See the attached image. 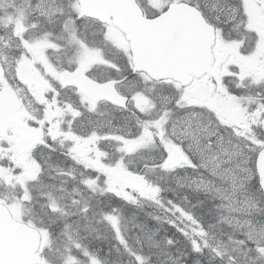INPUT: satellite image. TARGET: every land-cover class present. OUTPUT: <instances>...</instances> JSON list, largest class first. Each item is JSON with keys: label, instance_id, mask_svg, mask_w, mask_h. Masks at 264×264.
I'll list each match as a JSON object with an SVG mask.
<instances>
[{"label": "snow or ice", "instance_id": "6c2138e0", "mask_svg": "<svg viewBox=\"0 0 264 264\" xmlns=\"http://www.w3.org/2000/svg\"><path fill=\"white\" fill-rule=\"evenodd\" d=\"M52 5H56L55 10L59 15L65 17L63 30L68 33V44L83 50L85 55L88 54V49L85 47L87 38L81 34V26L85 23L86 17L82 14L80 9V0H61L59 4L56 0H48L46 6V0H36L33 4L32 0H23V6L17 9L21 18H27L31 14L30 10L38 12L40 15L50 14L52 11ZM2 6V4H0ZM11 6V5H10ZM197 11L204 15V10L199 5H194ZM11 19V18H9ZM32 28L38 27L35 22L31 25ZM15 38L22 45L24 49L31 52L34 48H57L59 46L52 44L48 41L47 35L39 38L36 43H30L19 31L14 33ZM93 36L96 33L92 34ZM27 53L21 52V57H26ZM72 61H70V64ZM15 65H13V68ZM82 65L75 69L80 71ZM67 71V70H65ZM7 78V76H6ZM126 81V83H125ZM121 87L125 89V95L127 100H133L136 95L144 96V90L139 86L140 80L138 74L128 69L121 77ZM264 87V86H262ZM146 104L152 109V112L145 115V111L142 108H136L135 105L130 109L134 112L137 120V132L135 136L131 138L134 141L143 139L145 135L152 137V142L155 149L159 152L160 159L155 161L153 167L166 168L169 162V157L173 152H178L182 155L185 165L191 167L193 170H201L208 172L213 176L214 180H219L224 183L231 178L233 184L236 183L238 177L236 175L237 169L244 173L242 180H240V189L245 197L251 198L256 194L264 196V138L244 137L245 143L241 153L231 152L229 153L224 145L231 144V139L225 141V133L229 132V126L222 123L220 117L211 111H208L199 104L189 103L186 98V89L179 83L175 84L172 88L171 95L168 96H147ZM244 111H247L246 109ZM75 114V113H74ZM253 115L259 117V121L264 123V102H258L257 108ZM197 121L201 125H205L210 134L207 137H190L187 133V128L192 127ZM257 121L254 119L253 124ZM232 134L240 136L241 133L236 129L231 130ZM75 139V137H70ZM194 140L199 146L198 150L193 148ZM241 155L243 157L242 162L245 167L233 168V157ZM212 157L209 160V157ZM259 159L261 164L259 167L256 165V161ZM212 163L211 169L209 164ZM116 168L120 165L117 163ZM109 176V170L100 167V171L96 176L92 178L91 183H95L100 176ZM140 176V173L136 174ZM17 180L20 184H23V177L18 176ZM89 187L88 181H85ZM106 192L111 193L117 198L120 197L119 192H115L111 185L108 184L105 189ZM24 200L30 199V194L25 190ZM90 209L88 207L80 209L85 216ZM104 222L109 223L110 226L116 223L117 218L111 215H103ZM248 231H242L239 233V239L233 241L236 247L233 251L237 252V257L233 258L232 264H246L249 257L253 253H258L259 257H264V220L256 219L249 220ZM46 239L50 237V233L41 232ZM114 236L121 242L123 241L122 234L114 230ZM171 244L172 242L169 241ZM77 250L81 249V246L77 244ZM48 249L51 250V242L48 239ZM199 251V249H195ZM66 253H69L64 261V264H79V262L70 254V247L65 248ZM215 251V249H213ZM83 254L88 257L89 253L85 250ZM41 255L43 253L41 252ZM219 255V253H217ZM243 258V259H241ZM33 264H49L47 260L40 259L33 262ZM90 264H100L99 260L94 257L90 258ZM251 264H255V259L251 260Z\"/></svg>", "mask_w": 264, "mask_h": 264}, {"label": "rangeland", "instance_id": "374dc122", "mask_svg": "<svg viewBox=\"0 0 264 264\" xmlns=\"http://www.w3.org/2000/svg\"><path fill=\"white\" fill-rule=\"evenodd\" d=\"M35 2L36 0H34L33 4H35ZM47 2L48 0H46V6H47ZM56 3L58 4V0H56ZM0 4H2L0 8H1V11L3 12H4V8L9 7L8 12L6 10L5 13H2L0 15V19L4 18L6 19L7 22L10 23L12 21L14 22L16 21L15 17L17 15L21 17L17 9L23 6V0H0ZM222 4L223 2L218 3L217 7H221ZM52 7H56V5H52ZM214 11L218 13L226 12L225 9H223L222 11L220 9H214ZM0 21H3V20H0ZM22 27L23 25L20 26L19 24H16V25H13L7 28H3V29L1 28L2 31H0V85H2L3 82L8 81V80L15 81V78H17L16 73L13 72V65H15L14 59L11 57V53L9 50H11L15 44H19V42L15 38L14 33L19 31L20 34H22L23 32ZM30 36L33 37L34 35H30ZM16 48L20 49L19 46H17ZM189 136L190 137H201L198 133H195V132H190ZM104 139H106L104 141V144H106L108 142V139L106 137ZM125 145H126L125 142H123L122 148H124ZM127 146L123 150L125 152L128 151L129 153L131 149L130 150L128 149L131 148V145H129V147ZM224 147L227 148L229 153L231 152L241 153V152L236 151V149L231 150L227 146H224ZM9 148L14 149L13 146ZM240 156L238 157L237 155L233 157V161H234L233 168H237V164H243L242 162H240L242 161V159H240ZM211 159L212 157L210 156L209 160ZM240 174L241 172L237 169L236 175L238 179L235 184H233L230 177L224 183H221L219 180H214V178H207V179L204 178V183L209 182L208 186L210 187V190L216 193L221 198V201L223 203V208L221 209V211H222L224 218L226 216V218H230L231 220H234V221L239 220L240 218L239 213L248 212L256 208L255 201L251 199H246V198L242 199L240 196V186H238V183L240 181ZM196 182H197L196 185L202 184L203 178L201 181L196 180ZM72 190L73 192H77V193L84 191V189H81L77 186H74ZM57 191H59L60 193V196L57 197V200L62 201L61 199H63L62 203L64 206L67 205V200H70L75 205H78L76 200L74 199V197L69 191L68 192H65V191L63 192L62 190H57ZM90 191H92V189H90ZM139 193L142 195L143 191H140ZM201 194H206V193H201ZM81 195L82 197H85V198L81 199L80 202L84 204L85 206L89 205L90 210H96L97 205H96V202L93 200L92 195L90 194L88 196H84L83 193H81ZM89 225H91V227ZM238 227H239L238 224L234 225V228H238ZM78 229H80V231L86 232V239L93 240L92 243H95V244L99 238L106 235V231H105L106 229L104 230L102 228H99V223L97 220H95V218H92L91 220H86L83 225L78 226ZM141 235H143V233H141ZM233 253L237 255V252L233 251ZM252 259L248 260L246 263H251Z\"/></svg>", "mask_w": 264, "mask_h": 264}, {"label": "trees", "instance_id": "16d2710c", "mask_svg": "<svg viewBox=\"0 0 264 264\" xmlns=\"http://www.w3.org/2000/svg\"><path fill=\"white\" fill-rule=\"evenodd\" d=\"M192 197L195 202L200 203V201L205 200L209 196L195 192L193 193ZM105 201L106 200H103L97 203L98 206L96 207V212H98L99 210L97 211V209H101L102 206H109L106 205ZM139 209L141 212L137 210V212L134 213L133 208L122 203L120 212L123 213L124 220L126 221V223L130 225L131 232L137 233L146 224V226L149 228L148 237L146 238H148L150 243H141L138 247L137 245H135V247L130 252L131 258H129L124 255L123 252H117L114 250L110 251L111 246L113 244H116V242L113 236L109 237L108 235H104L96 241V245L98 247V252L100 253V255L106 256L105 260L108 264H208L209 259L208 257H206L205 259V253H198L195 248H193V246H191L190 243H187L186 241L181 242L178 239H173L172 244H170L167 242V239H156V241L151 240L149 238L150 235L155 234L158 230L163 229L164 233L167 236H170L172 235L173 229L168 225L164 224V226L160 224L161 222L155 223L153 224V227H150L149 224H152V222L156 221V218L150 215V213L145 211L143 208L140 207ZM214 215L215 213H212V210L210 209V207H207V205H205L203 210H201L200 212V216L203 218L204 223H206L207 219L211 220ZM147 216H149L150 220H143V218H146ZM260 218H264V212L262 213ZM89 226L91 227V225ZM227 232L228 231H226V229L222 227L221 230L219 229L217 231V234L220 236V238L227 239ZM207 238H210V236H208ZM206 239L204 240V244L206 242ZM89 240L90 239H88L87 242H84V248L91 246ZM140 252H143V254L145 255L137 257L136 255ZM134 258H136V260ZM210 264L217 263L210 262Z\"/></svg>", "mask_w": 264, "mask_h": 264}, {"label": "flooded vegetation", "instance_id": "af4514ba", "mask_svg": "<svg viewBox=\"0 0 264 264\" xmlns=\"http://www.w3.org/2000/svg\"><path fill=\"white\" fill-rule=\"evenodd\" d=\"M239 15L243 18L238 22H243L240 28L232 29L226 22L215 24L216 31L227 29V33H219L225 40L216 42L214 65L218 70H229V83H251L258 87L264 83V0H248Z\"/></svg>", "mask_w": 264, "mask_h": 264}, {"label": "bare ground", "instance_id": "6f19581e", "mask_svg": "<svg viewBox=\"0 0 264 264\" xmlns=\"http://www.w3.org/2000/svg\"><path fill=\"white\" fill-rule=\"evenodd\" d=\"M201 194V193H200ZM203 195H207V196H209L208 194H203ZM156 228V227H155Z\"/></svg>", "mask_w": 264, "mask_h": 264}, {"label": "water", "instance_id": "95a60500", "mask_svg": "<svg viewBox=\"0 0 264 264\" xmlns=\"http://www.w3.org/2000/svg\"><path fill=\"white\" fill-rule=\"evenodd\" d=\"M128 4L126 3V6H127Z\"/></svg>", "mask_w": 264, "mask_h": 264}]
</instances>
